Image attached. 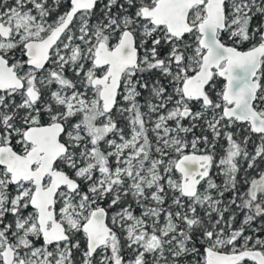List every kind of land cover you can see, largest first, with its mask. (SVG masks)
Masks as SVG:
<instances>
[{
    "label": "snow or ice",
    "instance_id": "6c2138e0",
    "mask_svg": "<svg viewBox=\"0 0 264 264\" xmlns=\"http://www.w3.org/2000/svg\"><path fill=\"white\" fill-rule=\"evenodd\" d=\"M0 264H264V0H0Z\"/></svg>",
    "mask_w": 264,
    "mask_h": 264
}]
</instances>
